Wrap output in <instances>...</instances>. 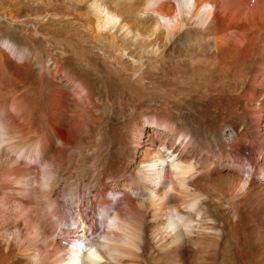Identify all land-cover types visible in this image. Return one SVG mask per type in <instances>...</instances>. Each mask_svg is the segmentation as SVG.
Segmentation results:
<instances>
[{"label":"rangeland","instance_id":"374dc122","mask_svg":"<svg viewBox=\"0 0 264 264\" xmlns=\"http://www.w3.org/2000/svg\"><path fill=\"white\" fill-rule=\"evenodd\" d=\"M182 1L125 4L126 13L113 12V20L106 23L96 12L102 8L96 0H0V180L5 177L9 183L2 191L16 196L9 199L0 191V204L10 208L12 221L15 214L21 227L26 222L38 225L36 189L44 186L49 191L53 178L67 188L59 192L58 200L72 212L77 205H68L70 193L76 188L81 197L78 205L82 200L87 203L85 192L99 181L106 187L101 197L104 209L96 192L90 194L89 205L97 217H106L109 226L128 223L138 208L141 212L132 221L142 230L152 218V206L145 209L151 199L183 197L171 203L168 214L151 228L149 264H165L158 245L172 239L175 230L184 233L183 264H264V0H206L214 5L211 10L199 5L203 0ZM158 3L169 11L175 8L174 14L159 13ZM180 5L191 9L183 12ZM155 20L160 32L172 35L141 46L150 53L133 44L106 45L108 37H143L149 24L157 26ZM175 25L183 29L185 41L173 33ZM216 32L226 36L232 52L227 51L225 61L216 62V57L203 61L202 50V63L219 65L215 81L187 83L183 47L204 46L212 58L216 51L211 37ZM238 51L247 58L239 70L234 67ZM224 64L233 66L240 79H233L231 73L229 79L224 77ZM105 65L128 76L132 84L102 82ZM36 149L39 155L34 157ZM158 149L177 160L165 161L163 185L152 192V178L139 175ZM177 162L195 165L194 174L182 176L186 181H179L174 173ZM41 168L49 173L43 186L37 183ZM65 181L71 186L65 187ZM22 198L29 202L23 204ZM194 205L182 216L186 207ZM66 219L57 229L43 225L46 239L53 235L69 239ZM164 224L175 228L173 235L169 229L162 233ZM230 226L245 238L235 241ZM94 227L96 232L99 228ZM228 231L233 242L226 245ZM13 232L3 234L20 242L8 247L2 241L4 252H20L35 261L36 250L20 249L27 232L20 236ZM161 237L166 239L161 242ZM122 240L130 241L127 236ZM136 242L140 247L141 231ZM139 263L146 261L140 258Z\"/></svg>","mask_w":264,"mask_h":264},{"label":"bare ground","instance_id":"6f19581e","mask_svg":"<svg viewBox=\"0 0 264 264\" xmlns=\"http://www.w3.org/2000/svg\"><path fill=\"white\" fill-rule=\"evenodd\" d=\"M96 1H97L96 3L100 2V5L102 6V8L104 7L103 10H101L102 8L101 9L97 8L96 12L100 13V15L98 14L99 16L105 17L106 23H111L110 20H113V17H114V15L112 14L113 12L116 14L117 13H121V14L126 13L125 10L123 9L125 4H133L134 5V4L139 3V0H135V1L134 0H96ZM145 3H146V1H145ZM184 3L187 4L186 2H184ZM178 4H180V3H178ZM203 4L206 7L209 6L210 10L214 9V5L206 2V0H203V2H201V3L199 2V5L202 6ZM163 5L158 3V5L156 6V9L159 11V13L171 17V15L174 14V12H175V8H173V11H169V9H166V7L164 8ZM179 8L181 10H183V12H184V10H185V12L186 11L189 12V10L191 9L190 7L188 8L185 5H180ZM216 9H217V7H216ZM126 16H127V14H125L124 20H125ZM157 20H155V23H157V26L154 27V25L150 26V24H149V26H148L149 31H148V33L144 34L143 37L139 38V36H141L140 34L133 35L131 38L116 37V36H114L112 38L108 37L106 45L108 47H114V46H120L121 45V46H123V48L124 47L127 48L126 46L133 44L135 47L142 48L141 46L142 45L146 46L147 42L150 43L149 41H152V40L158 41V39L160 37L171 36L172 34L168 35L169 32L167 34L160 32L159 28L161 27V25L158 24L159 21H157ZM158 26H159V28H158ZM172 31H173V33L176 31L174 34L180 35V38L184 41L187 38V37H185L183 29L176 27V25L173 27ZM216 33L217 34H212V37H211V40L214 41L215 51H216V54L213 55L212 58H210L208 56V55L211 56V52L209 50H205L206 48H203L204 46L194 47V49H190L189 47L187 48V46L183 47V54L184 55H183V59L181 61V64H183V69H184L183 72H187V74H184V79L187 80V83H188V81H191V82H195L197 84H212V82L215 81L212 79L216 78L215 73H216V71H218L219 65H217L215 63L213 64L212 61H208L207 63H202L201 60L202 59H203V61L204 60H212V59H215V57H216V58H218V59H215L216 62H218V61L223 62V61H225L224 56L225 57L227 56V54H226L227 51L232 52V50L229 49L231 47V45L229 44V40L226 38V36L220 35L218 32H216ZM137 38L139 40H136ZM184 41H182V42H184ZM141 50L144 53H146V52L150 53V51H148L146 49L142 48ZM202 50H204V52H205V55H206L205 59L204 58L201 59L200 54L202 55ZM235 53H238V56L235 54L237 61H236V66L234 65V67L239 66L238 67V70H239L241 68L240 66L246 61L247 58L245 56H243L241 51H238ZM239 61H241V62L239 64H237ZM224 66H225V64H224ZM225 67L226 68L223 71L225 73L222 74L224 77H228L231 73L233 79L237 80V78H239L238 76L234 75V73L232 72V70H234L233 66H225ZM235 70H237V69H235ZM100 74H101L100 75L101 81L104 83H108L109 85L113 84L112 82H114L117 86H118V84H121L123 81H125L126 83H131V82H129L130 79L128 78V76H124V74L122 72H119V71L116 72L115 69H113L112 67H109L108 65L103 66V71ZM237 75H238V73H237ZM227 79H229V77ZM67 137H71V134L68 135ZM221 146L222 145L220 144V148H222ZM14 149H16V148H14ZM38 151H39V149L34 150V154L32 156H34V157L38 156L39 155ZM160 151L161 150L158 149V152H156V155L154 156L155 159L153 161H151L150 164L143 167V170H141V173L139 175L142 177L150 176L149 178L150 179L152 178L150 180V186H151L152 192H153V190H155L154 188H159L160 184L163 185L161 178L163 177L162 171H163V168L166 164L165 161L166 160L168 161V159L172 157L171 154L164 153L165 151H163V153H162ZM16 153H18L17 150H16ZM36 153H38V154H36ZM171 160L174 162L177 159H174V157H172ZM191 164H179V162L175 163V165L173 164L174 168L176 169L174 173H175L176 177L179 179V181H181V182L186 181L185 176L187 174L188 175L194 174L193 169H194L195 165L193 166ZM84 167H86V166H84ZM81 171L83 172L84 170H81ZM41 172L40 173L42 175L37 177V183H38V185L43 186L44 182H48L44 176L48 172H47V170L44 171L43 169ZM77 173H79V172H77ZM201 173L202 172H200L199 174H201ZM195 174H196V172H195ZM182 176L185 178H182ZM48 177H52V176H48ZM4 179H5V177H4ZM4 179L0 180V191L3 192L4 194H6L7 198L16 199V196L11 195L10 193L7 194L6 191H2V189L7 188L9 185V183L6 180L4 181ZM51 182H52V185H51V187H50L51 189L49 191L45 190L44 186H43V188L38 186L39 189H36V192H38V197H36V195H35L34 201L40 207L39 213H41V216H39L38 214H37L38 216H36L38 218H41L38 221L37 226H36V224L28 225L29 222H26L25 226L21 227L17 221L18 215H15V214L12 215V217L16 218L12 221L13 218L10 219L11 216L9 213L10 208L7 206L4 207V206H2V204H0L1 205L0 206V215H2V217L0 218L1 219V222H0V250L2 251V253L0 254V264H140L139 263L140 258L141 259L144 258V260L146 261V264H149V258H150V254H149L150 252L149 251H150V245L152 244V236L150 235L149 232L151 230H153L151 228L152 227L154 228L155 224L158 221H161L164 219V216H163L164 214H168L167 210H169V209H167V208L169 205H171V203H176L180 198H183V197H180L178 199L177 196H166V197H164V199H158V200L151 199V202L149 203L148 206L145 207V209H149L150 206H152L151 207L152 209L149 211L151 213L150 215L152 218H151V220L146 222V224L144 225V228L141 230V226L137 225L136 222L134 223L132 221V219L138 213L141 212V210L138 208L135 210V212H133L134 215L131 216L132 218L128 219V223H121L120 224L116 221L115 223H111L112 224L111 226L106 225V222L108 220L106 219V217H104V215H102V218H99L96 216V214H94L95 209H93L89 205L91 203V201H93L91 199L90 194L92 192L97 193L98 198H99L98 200L101 203L100 206L102 205L101 207L103 208V204L106 203V202L105 203L101 202L102 201L101 200L102 192L106 188L103 185V183H101L100 184L101 186H100L99 181H96V183L92 184L91 186L89 185L90 186L89 189H87V191L85 192L86 193L85 199H87V203L82 200V201H80L81 202L80 205H78L79 201L77 199H81V197H80L78 190L75 188L74 192L70 193L72 198L70 199L71 202L68 203V205H72V206L77 205V207L72 212V210L65 209V207L63 206V204H65V203L62 202L63 204H61L58 200V197H59L58 195L60 194L59 192H61L62 190L64 191L67 188H63L62 187L63 183H61L60 181H57V180L54 181V178ZM205 182L206 181H204L203 185H205V186L210 185L209 183L207 184L208 181L206 183ZM239 183H241V182H239ZM144 184H146V183H144ZM227 184H229V183L227 182ZM70 186L71 185L66 182L65 187H70ZM212 186H213V184H212ZM241 187H244V185H242ZM208 188H210V186ZM180 190H182V189H180ZM209 190H211V189H209ZM155 191H154V193H155ZM208 193H209V191H208ZM211 193H213V192H211ZM185 194L193 196V194L188 192V191L185 192ZM194 194H196V193H194ZM32 195H34V193ZM74 195H75L76 199H74ZM61 201H63V200H61ZM20 202H22L24 204V203L29 202V201L22 198V199H20ZM0 203H2V202H0ZM49 206H51V208ZM195 208H196L195 205L189 206L188 208L186 207V210L182 211L183 212L182 216L187 215L188 213L191 212L190 210H193ZM160 211H161V213H160ZM91 214L93 216H91ZM118 215L119 214H117V216ZM90 216L93 217V220L91 222L89 220L91 218ZM224 216L227 217V215H224ZM19 217H21V216L19 215ZM66 218L67 219L69 218L68 223L70 224L67 227V231H66V232H68L69 239L66 238L64 240L63 237H61V236L56 237L55 235H53V238L51 240H49L48 238L46 239L45 234H43V232L41 230L42 226L43 225H46V226H52L53 225L54 228L56 227L55 229H57V226ZM73 218H74V221H71V219L73 220ZM94 218H95V221H94ZM245 222H246V220H244L242 223L245 224ZM226 223H228V222H226ZM100 224H101V226H99ZM168 225L164 224V226H166V227L163 226L162 233L166 232V230H168V229L170 230L169 232L171 233V231H173L175 229L173 226H168ZM94 226H97L99 228L96 232L94 231L95 230ZM11 229H14L16 231V233L18 232L19 236L21 235V233L23 235L24 231L27 232V235H25L26 241H24L22 243V247L20 249H22L24 251L25 250L26 251L36 250L39 255L35 261H31L29 259H26L25 257L21 256L20 252L17 255L16 254H10L9 255V254L4 252V244L5 243H8L7 245L9 247V245L18 244L20 242L19 238H17L18 239L17 240L15 237H13V239L11 240V239L5 237V235L3 234V231L5 232V231L11 230ZM230 230L232 233L228 231L229 235H226L227 232L225 233V235L227 236L226 245L231 244L233 242L231 240L232 238L231 239L228 238V236H230V233L234 237L235 241L240 242L241 238H243V237L245 238L244 234L237 231L235 226H234V228L231 227ZM138 231L142 232V244L140 245V247L137 248L136 247V245H137L136 235H137ZM175 231H176L175 234L173 233L174 235L171 233L173 235L172 239H166L165 237H161V242L164 241L163 238H165L166 240L164 241V243L162 242L160 245L157 244L158 245V250H157L158 253L161 254L162 256L164 255L167 259L165 264H183L184 263V258H185V255H184L185 246H184V237H183L184 233L182 234L181 232H178V230H175ZM13 233H15V232H13ZM15 236H17V234ZM124 236H127L130 241L129 242L123 241L122 239ZM167 238H168V236H167ZM62 239L65 242H67V244H65V243L63 244ZM206 239H207V237H206ZM2 241L4 242V244H2ZM242 241L244 242V240H242ZM217 242H219V241H217ZM154 243H156V242L154 241ZM218 245H220V243H218ZM223 245L225 246V243ZM221 249H222V247H221ZM229 250H230V248H229ZM151 252H153V251H151ZM228 252H230L232 255L235 254V253L233 254L232 251H228ZM237 252H240V255H241V250L237 249L236 253ZM218 253H220V251ZM214 254H216V253H214ZM151 255H152V253H151ZM234 256H236V255H234ZM230 259H231V257H230ZM220 263H221V261H220Z\"/></svg>","mask_w":264,"mask_h":264}]
</instances>
